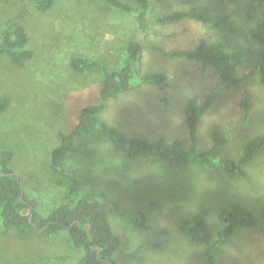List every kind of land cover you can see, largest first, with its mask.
<instances>
[{"label":"rangeland","instance_id":"obj_1","mask_svg":"<svg viewBox=\"0 0 264 264\" xmlns=\"http://www.w3.org/2000/svg\"><path fill=\"white\" fill-rule=\"evenodd\" d=\"M201 5L236 21L245 62L235 76L251 73L250 81L223 83L211 67L201 69L191 60L163 54L162 50L193 47L212 32L194 21L161 24L155 18ZM151 6L150 31L139 38V66L143 72L163 73L165 87L136 84L127 93L131 99L125 102L122 99L128 96L120 95L106 102L99 118L128 136L177 138L187 148L182 104L190 95L201 98L213 91L217 97L197 124V149L210 146V132L216 129L228 139L220 154L238 156L247 139L264 132V84L256 69L257 55L264 50L259 24L264 1L151 0ZM15 23L25 28L33 56L21 66L0 57V94L10 99L8 109L0 114V150L13 151L11 167L24 192L46 213L62 202L61 189L49 169V152L59 144L60 134L76 123L79 110L97 101L102 77L97 68L72 70L69 58L78 55L111 67L125 40L137 35L132 32L131 17L104 0H53L47 9L32 0H0V35ZM155 92L159 99L152 101L147 96ZM65 164L79 180V195L93 194L107 205L121 241L116 264H201L204 246L180 229L181 219L207 207L206 229L215 236L220 227L216 211L231 199L251 211L257 223L238 228L218 250L216 264H264V151L247 164L248 177H230L199 164L171 165L144 155L123 157L95 126L75 139ZM138 209L146 212L151 230L125 221L128 212ZM79 254L64 231L48 236L31 231L19 237L0 225V264H73Z\"/></svg>","mask_w":264,"mask_h":264},{"label":"trees","instance_id":"obj_2","mask_svg":"<svg viewBox=\"0 0 264 264\" xmlns=\"http://www.w3.org/2000/svg\"><path fill=\"white\" fill-rule=\"evenodd\" d=\"M41 9L51 7L53 0H32ZM112 7L126 12L132 20V32L137 35L129 37L123 43L118 60L108 67L101 61L91 60L78 55L69 58V66L74 71L97 68L102 77L97 92V101L83 106L79 110L76 123L66 132L60 134L59 144L49 152V169L54 183L61 189L62 202L43 213L38 201L25 193L20 177L11 167L14 156L10 148L0 150V225L12 229L19 237H26L31 231L48 236L64 231L73 245L80 249V254L73 264H116L115 254L120 246V238L114 232L107 205L95 195H79V180L69 172L65 159L75 148V139L97 127L118 153L133 159L138 155L160 158L173 164H199L214 167L233 177H248L247 164L258 151H264V132L247 139L241 146L238 156L221 155L220 149L228 139L216 129L210 132L211 144L205 150L197 149V124L201 116L210 109L216 99V92L210 91L201 98L190 95L183 102V114L189 145L182 146L179 139L170 141L163 137L149 140L141 136H128L119 129L104 123L99 114L106 101L120 92L131 89L140 83L153 84L163 89L166 76L161 72H143L139 61L142 44L139 38L148 35L150 28L148 16L151 12V0H135L134 4L122 0H104ZM264 1V0H263ZM194 21L210 29L212 35L201 38L193 47L162 50L171 59L191 60L201 69L211 67L218 79L227 84L248 82L251 73L240 77L235 72L245 62V47L237 39L236 21L226 13H214L207 5L199 7H182L155 18L157 23L176 21ZM264 31V17L259 20ZM29 37L20 23L10 29H4L0 35V57L5 56L15 65H23L33 56L28 46ZM257 72L264 84V50L257 55ZM7 94H0V114L9 107ZM245 113L248 104L244 103ZM209 209L202 207L180 222V229L186 236L204 246L201 264H216L218 250L233 236L238 228H249L257 223L256 217L244 208L236 199L222 204L216 211L220 224L215 236L206 229ZM125 221L131 225L151 230L147 214L138 209L128 212ZM248 264V263H242Z\"/></svg>","mask_w":264,"mask_h":264},{"label":"crops","instance_id":"obj_3","mask_svg":"<svg viewBox=\"0 0 264 264\" xmlns=\"http://www.w3.org/2000/svg\"><path fill=\"white\" fill-rule=\"evenodd\" d=\"M130 91V89L129 90H126V91H123V92H120L117 96H115L114 98H116V97H118V96H120V95H126V96H128L127 97V99H122V100H125V102L126 101H128L129 100V98L131 99V96L130 95H128L127 93ZM120 97H122V96H120ZM125 97V96H124ZM147 97H149V98H151V100L152 101H157L159 98V93L158 92H155L152 96H147ZM114 98H111V99H109L108 101H110V100H112V99H114ZM146 98H144L143 100H145ZM108 101H106V102H108ZM148 102H150V100H148Z\"/></svg>","mask_w":264,"mask_h":264}]
</instances>
